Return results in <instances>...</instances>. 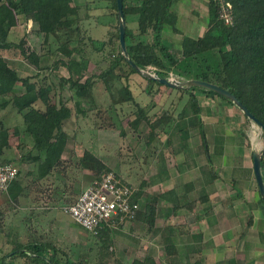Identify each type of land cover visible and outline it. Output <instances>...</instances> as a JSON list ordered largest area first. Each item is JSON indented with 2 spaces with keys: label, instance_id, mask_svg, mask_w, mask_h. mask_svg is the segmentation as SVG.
<instances>
[{
  "label": "trees",
  "instance_id": "trees-1",
  "mask_svg": "<svg viewBox=\"0 0 264 264\" xmlns=\"http://www.w3.org/2000/svg\"><path fill=\"white\" fill-rule=\"evenodd\" d=\"M180 1L124 0L126 46L131 60L139 69L155 74L161 79L174 78L177 82L197 80L217 85L235 95L264 126V0H209V19L206 31L197 39L184 36L181 40L182 54L178 57L172 51V45L165 42L164 32L169 26L173 32L179 33L177 29L178 12L174 6ZM228 5H230L229 8ZM222 6L230 10L231 25H227L221 17ZM110 9H113L118 17L117 0H112ZM130 20L136 22L137 29L129 28ZM29 22L33 23L34 32L37 35L51 37L59 43V46L53 51L48 47L51 52L40 54L30 45L26 47L27 39L18 44L9 40L13 29L22 23L28 24ZM81 23L80 7L74 4V0H0V50L20 49L22 56L39 72L48 69L41 65L43 57L62 54L64 58L52 64L54 73L58 74L61 67L67 69L70 74L69 78L61 77V79L69 85L71 90L76 89L78 97H90L95 81L90 78L86 79L81 72L86 69L88 62L80 46L85 41L82 36ZM96 43H100V46L95 48L98 52L113 45L110 65L97 76L109 91L124 78L129 80L132 75L138 74L147 81L149 96L154 98L159 95L158 90L163 85L138 73L122 56L118 27L117 32L109 36V40L91 39L92 45ZM75 54L79 55L80 64L72 59ZM125 68L128 69V74ZM38 74L35 76L39 77ZM33 78L24 77L20 71L11 68L7 61L0 57V112L9 107L16 110L23 120V134L32 142L30 149H27L25 143L20 144L18 147L21 152L19 160L8 159L7 153L12 149L11 134L9 128L0 124V167L7 164L16 166L15 162H32L39 165V178L44 179L51 175L63 161L62 157L69 142L64 125L72 118L73 109L68 102L62 99L58 105L53 85H47L42 81H32ZM171 90L175 89L171 88ZM176 90L180 93H187L189 101L177 118L178 121L172 117L168 118V126L171 128L170 135L177 136L180 140V148L186 150V143L193 135L192 130L197 128L202 138L204 152L209 163L212 164L213 157L209 153L207 139L209 132L202 120L204 107L197 94L203 93L210 97H218L233 107L235 105L215 92L203 88L192 87ZM119 93L122 102H135L127 85L119 88ZM80 106V101L76 102V114L85 113L84 110H80ZM140 112L142 115L137 120L136 126L144 118L150 125L152 131L150 135L153 136L154 129L163 122L166 116L159 123H154L147 119L143 109H140ZM244 117L252 122L245 115ZM168 131H166L167 134ZM262 132L264 139V129ZM239 134L241 135L240 131ZM16 135L19 136L20 133L17 132ZM225 141L224 131L215 135V154L213 155H218L220 146L223 147ZM25 149L28 152L24 153ZM35 152L37 155H34ZM80 164L82 168L87 165L91 166V184L101 181L110 173L105 164L90 151L84 152ZM261 170L264 180V153ZM20 175L19 172L7 194L8 199L13 202L23 190ZM141 197L140 189L136 192L135 200L141 202ZM161 201L171 204L174 214L181 208L189 207L192 211L194 207L192 203L178 198L176 193L170 190L155 196L151 202L145 201L143 209L140 205L137 217L132 222H141L148 235L152 234L156 237L159 234L158 244L164 247L166 262L177 264L178 246L173 241L177 237V228L168 225L163 229L156 225L157 205ZM260 203L264 205V198L261 194ZM170 215L171 213L167 215L164 222ZM103 226H105L103 228L106 229L105 232H101V226L98 234H88L104 241L100 250L99 264H108L111 255L110 246L106 241L113 228L107 224ZM51 249L54 250L52 255L49 254ZM9 258L23 259L24 264H80L79 261L71 260L69 256L59 257L55 246L40 242L14 248L12 252L0 259V264H7ZM114 261L116 264H122L119 259ZM132 264H156V261L148 256L144 260L135 259Z\"/></svg>",
  "mask_w": 264,
  "mask_h": 264
},
{
  "label": "rangeland",
  "instance_id": "rangeland-1",
  "mask_svg": "<svg viewBox=\"0 0 264 264\" xmlns=\"http://www.w3.org/2000/svg\"><path fill=\"white\" fill-rule=\"evenodd\" d=\"M74 4L80 7L82 36L85 38V41L80 46L88 61L86 69L84 71L81 70V72L86 79L90 78L95 81L90 97H78L76 89L71 90L69 85L61 79V77L69 78L70 74L67 69L61 67L58 70V74L54 73L52 64L54 61L64 58L62 54L43 57L41 65L42 67H48V69L41 72L22 56L20 49L0 50V57H3L11 68L20 71L24 77H34L32 81H42L47 85H53L58 105L60 99H62L68 102L73 109L72 118L64 125L65 131L69 135L65 161L58 168L60 170L58 175L62 177L61 173L64 172L65 180L69 182L67 184L69 187L66 186L67 188L62 192V196L64 195L65 197L63 200L64 206L61 208L72 205L84 189L91 184V166L87 165L82 168L80 164L84 152L90 151L105 164L110 173H114L123 183L137 191L141 189L142 197L139 204L143 209L145 201L151 202L155 196L169 191V188L176 185L172 176L175 174L177 166H173V164L176 160V150L179 149L180 140L177 136L170 135L171 128L168 126V118L172 117L178 121L177 118L184 107L187 106L189 96L187 93L177 92L176 89L172 91L171 88L163 85L158 90L159 95L154 98L150 97L147 81L138 74L132 75L129 80L124 78L122 82L116 83L115 87L109 91L103 81L98 79L97 76L110 65L113 45L105 47L98 52L95 48L99 47L100 43L92 45L91 39L106 41L109 40L110 35L117 32L118 17L115 15L114 10L110 9L112 0H74ZM208 5L209 0H181L174 6L178 12L177 29L179 33L173 32L172 28L167 26L164 38L165 42L167 41L172 45V51L178 57H181L182 54L181 40L184 36L197 39L203 36L206 31L209 19ZM225 9L227 10L228 8L222 6L221 13ZM227 14L231 16L230 10H227ZM128 26L132 30L137 29V24L133 20H130ZM24 39L28 41L26 47L30 45L31 48L40 54L51 52L48 47L53 51L59 46V43L54 41L53 38L37 35L34 32L32 22L28 24L22 23V25L11 31L10 41L18 44ZM72 59L78 64L81 62L79 55L75 54ZM125 69L126 74H128V69ZM37 74L39 77L35 76ZM169 80H172V78ZM123 85L129 87L135 102L121 101L119 88ZM197 97L204 107L202 120L208 128L207 139L215 166L219 168L217 164L219 160L217 156L213 155L215 135L219 132L222 133V131H224V136L226 137L225 146L228 151L226 158H230L234 163L226 171L222 169L220 171L222 180L219 182V187L216 186V189L223 196V203L218 205L219 210L220 212L229 213L230 204L235 202L236 207L239 208L238 222H244L247 220L246 212L255 208L251 204V199L253 198L251 195L253 194H250V191L241 186L243 184L236 183L231 177L240 176V174H243L241 171H245V168L242 170L238 168L240 163L244 167L245 165L249 167V173L254 176L253 153H260L264 150L262 129L248 121L240 109L233 107L218 97H210L203 93H198ZM78 101L81 104L80 110H84V114H76V102ZM140 109H143L147 119L154 123H159L166 116L163 122L154 129L153 136L150 135L152 132L150 125L144 118L136 126L137 120L142 115ZM22 121V117L11 107L0 112V124L9 127L12 135V149L8 151L7 156L8 159L13 161L19 160L21 156L18 148L20 146L19 143H23L21 140L27 145V149L32 147L28 138L24 137L21 139L22 135L19 137L14 135L16 133L14 131L15 127H20ZM22 127H24L23 124ZM166 131H168V134ZM192 132L194 139L191 143L195 147H201L202 138L198 134L197 128L192 130ZM195 137H198V140ZM162 139H165V141ZM27 149H25L24 153L28 152ZM34 155H37V153L35 152ZM193 155L195 156L192 150L184 154L187 161L190 158L193 160ZM204 156H206L205 153ZM199 157L201 156L199 155ZM15 165L21 175H23H20V178L25 179L26 197L20 205L28 208V210L20 211L18 208L20 207L19 204L11 202L7 194L0 193V229L2 234H4L1 239L4 237L11 239L12 235H15L12 228L14 223L25 225L21 237L26 240L34 239L31 243H41L44 239L47 241L51 237L58 239L60 232L63 230L58 231L50 224V221L55 219L57 225L65 229L66 235L63 234L61 236L63 239L65 237L68 240V246L65 248L70 253V259L79 261L80 264H99L100 250L104 241L85 232L65 213L64 208L63 210L57 208L59 210L56 209L57 212L55 214H50L47 206L50 204L48 198L50 195V197L57 196L58 191L56 188H52L53 191L50 194L48 193L47 188L49 185H46L39 178L38 164L15 162ZM165 177L166 179H163ZM242 178L241 176L240 179ZM235 188L243 191L244 198L243 196L235 200L231 198V194L235 195ZM183 189L188 191V186H183ZM253 192L255 193L254 196L256 195L257 197V188L254 187ZM32 208L37 209L32 211ZM168 214V211L159 210V225L165 223L163 218H166ZM169 217V223L173 224L174 217H171V215ZM185 221L186 219H184ZM104 227L102 226V233L106 231V229H103ZM143 228L140 222L135 221L120 225L117 229H112L111 235L106 241L110 246L111 255L108 264H116L115 259H119L122 264H132L135 259L144 260L146 255L152 258L155 255H160L163 262L158 260V263L168 264L164 247L158 244L159 237L156 238L152 234L148 235ZM76 238L79 239V246L77 248L69 246L71 245L69 243H75ZM27 244L20 243L21 246ZM12 250L10 251L12 252ZM76 250L79 253L76 254ZM9 253L7 251L4 256ZM12 261L16 262L9 264H24L23 259Z\"/></svg>",
  "mask_w": 264,
  "mask_h": 264
},
{
  "label": "crops",
  "instance_id": "crops-1",
  "mask_svg": "<svg viewBox=\"0 0 264 264\" xmlns=\"http://www.w3.org/2000/svg\"><path fill=\"white\" fill-rule=\"evenodd\" d=\"M22 124L23 121L21 123V126L19 125L20 127H15L16 129H14V131H16V133H20L19 136L22 135L21 139H23L24 137L28 138L27 136L23 135L24 127H22ZM16 133L12 134L19 137L18 135H16ZM193 136L194 135H192V137L186 143V150H184V148H180V145L179 149L176 150L177 155L173 166H177V170L172 176V179L175 180L176 185L168 189L169 191L173 190L178 198H186V201L188 203H192L194 205L193 210L190 211L189 207L181 208L177 211L176 214H174L171 204L161 201L157 205V227H162L164 229L165 226L171 225L172 227H176L178 230V232L176 233L177 237L173 239L174 243L178 246L179 257L177 258V264H264V205L260 203L259 192L257 193V197L256 195L254 196L255 193L253 192V188L255 187L257 188V191H259L255 175H251L248 171L249 167H246V165L244 167V165L240 163L238 165V168L241 170L245 168V171H241L243 174H240V176L231 177L236 183L239 182L243 184L241 186L250 191V194H253L251 195V197H253L251 199V204L255 206L253 210L251 209L246 212V221L238 222L239 208L236 207L235 202H232L234 204H230V212H226L227 214L225 212H220L218 207L219 204L223 203V196H221L216 189V186L219 187V182L222 180L220 171L221 169L226 171L234 164L230 158H226L228 156V151L226 150L227 147L225 146L226 141L223 147L220 146L219 153L217 155V159L219 160L217 162L219 166L218 168L217 166H215L216 164L214 163V159L211 164L209 163L207 156H204L205 152L201 154L202 151H204L203 144L199 148L196 146V148L195 145L191 143V141L194 139ZM195 138L197 139L198 137ZM162 140L165 141V139ZM21 142L24 143L23 140H21ZM23 143H19V145ZM208 147L210 149V144ZM187 150H192V152H194L195 156L193 155V160L192 158H190L189 161L185 159L184 154L188 152ZM209 153L211 154V150H209ZM213 154H215L214 149ZM199 155L201 157H199ZM62 160V163L57 166L56 169H54L51 175L45 177L44 179H41L44 183H46V185H49L47 188L49 194L53 191L52 188H56L58 191L57 196L50 197V195L48 198V201L51 204L47 205L48 210H50V214H55L59 209L63 210L64 207H61L64 206L63 200L65 196H62V192H64L63 190L69 187L67 186L69 182L65 180L66 178L63 174L64 172L61 173L62 177L58 175V172L60 171L58 168L65 161V153L62 157ZM241 176L243 177L242 179H240ZM163 179H166V177ZM20 181L23 190L15 201V203L19 205L23 203V199H25L26 197V187L24 185L25 179L23 180L20 178ZM183 186H188V191L183 189ZM234 190L235 195L231 194V198L233 200H235L236 198H242V196L244 198L243 191L238 190V188H235ZM78 198L79 197H77V199ZM18 208L23 212L24 210H28V208L21 205ZM36 209L37 208H32V211ZM159 210H164V212L168 211L169 214L171 213V217H174V223H169V217L167 221L163 223V225H159ZM170 210H172V212ZM163 219L165 221L166 218ZM184 219H186L185 222ZM50 224H52L54 229L63 231L60 232V237L58 239H55V237H51L48 238L47 241L44 239L41 243L55 246L58 249L59 257L69 256L70 253L65 248L68 246V240L65 237L63 239V237L61 236L63 234L66 235L65 229L57 225L55 219L51 220ZM12 228L15 232V235H12L11 239H8L7 237L1 239V236H4V234H2V231L0 229V259L6 254L7 251L11 252L10 250L20 246V243L29 244L34 240H26L25 238L21 237L22 232L25 229L24 224L14 223L12 225ZM158 237L160 239L159 234L158 236H156V238ZM69 244H71L69 246H74L77 248L79 246V239L76 238L75 243ZM75 252L76 254L79 253L77 250ZM53 253L54 250H49L50 255H52ZM146 257H148V255H146L144 259ZM154 258L156 264H159V261L163 262L160 255H155ZM12 260L13 259L11 258L7 259L8 264L16 262Z\"/></svg>",
  "mask_w": 264,
  "mask_h": 264
},
{
  "label": "built area",
  "instance_id": "built-area-1",
  "mask_svg": "<svg viewBox=\"0 0 264 264\" xmlns=\"http://www.w3.org/2000/svg\"><path fill=\"white\" fill-rule=\"evenodd\" d=\"M227 10L221 13V17L227 25H231L232 17ZM171 81L176 80L172 78ZM18 173L14 165L0 167V193L8 194ZM136 192L111 172L101 181L90 184L74 204L65 208V213L88 233L98 234V229L105 224L117 229L136 219L140 210V204L135 200Z\"/></svg>",
  "mask_w": 264,
  "mask_h": 264
},
{
  "label": "water",
  "instance_id": "water-1",
  "mask_svg": "<svg viewBox=\"0 0 264 264\" xmlns=\"http://www.w3.org/2000/svg\"><path fill=\"white\" fill-rule=\"evenodd\" d=\"M117 15H118V28L120 32V48L121 53L124 59L131 65L133 69H135L138 73L144 75L146 78L152 81H156L166 87L174 88V89H190L192 87H199L203 88L209 91H213L216 94L228 99L231 101L238 109L242 111V113L250 119L255 125L260 127L261 129H264V126L253 116L249 110L243 105L241 101L237 99L235 95L230 93L227 90L222 89L221 87L207 83L204 81H197V80H190L185 82H177V81H171L167 79H161L156 75H153L151 73L145 72L131 60L129 57L127 46H126V18L124 13V0H117ZM264 150L262 152H254L253 153V170L255 179L257 182V186L259 189V192L261 196L264 198V180L262 176V170H261V161L263 156Z\"/></svg>",
  "mask_w": 264,
  "mask_h": 264
}]
</instances>
